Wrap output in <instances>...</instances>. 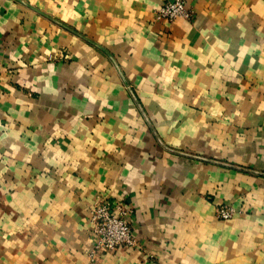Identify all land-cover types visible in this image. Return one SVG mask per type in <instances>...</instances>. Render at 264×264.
<instances>
[{
    "label": "crops",
    "instance_id": "1",
    "mask_svg": "<svg viewBox=\"0 0 264 264\" xmlns=\"http://www.w3.org/2000/svg\"><path fill=\"white\" fill-rule=\"evenodd\" d=\"M166 1L0 0V264H264V0Z\"/></svg>",
    "mask_w": 264,
    "mask_h": 264
},
{
    "label": "built area",
    "instance_id": "2",
    "mask_svg": "<svg viewBox=\"0 0 264 264\" xmlns=\"http://www.w3.org/2000/svg\"><path fill=\"white\" fill-rule=\"evenodd\" d=\"M193 14L182 0L166 1L154 11L156 20L167 22L180 18L189 20ZM130 213L131 209L122 201L100 198L94 203L89 210L93 235V245L89 251L91 260L99 254L136 245V239L128 221ZM233 213V208L227 205H220L216 209V215L221 220L230 219Z\"/></svg>",
    "mask_w": 264,
    "mask_h": 264
}]
</instances>
